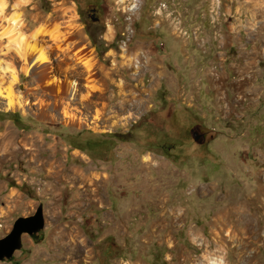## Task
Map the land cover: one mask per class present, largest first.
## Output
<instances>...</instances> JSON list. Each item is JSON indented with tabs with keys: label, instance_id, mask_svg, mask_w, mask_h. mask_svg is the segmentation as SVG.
<instances>
[{
	"label": "rangeland",
	"instance_id": "374dc122",
	"mask_svg": "<svg viewBox=\"0 0 264 264\" xmlns=\"http://www.w3.org/2000/svg\"><path fill=\"white\" fill-rule=\"evenodd\" d=\"M0 61V264H264V0H5Z\"/></svg>",
	"mask_w": 264,
	"mask_h": 264
},
{
	"label": "bare ground",
	"instance_id": "6f19581e",
	"mask_svg": "<svg viewBox=\"0 0 264 264\" xmlns=\"http://www.w3.org/2000/svg\"><path fill=\"white\" fill-rule=\"evenodd\" d=\"M5 5V0H0V6L4 7ZM12 23H14L13 27H17V28H22V22H21V18L19 15H14L12 17ZM13 30L15 31L14 28L9 30V34L12 35ZM40 33H42V30L40 28V30H37L34 34H33V40L38 38V35H40ZM21 35L18 36L15 35L11 40V42H18V44H16V46H14V50L17 52V54L19 55V57H21V59L25 60L26 62L30 61V58H32V56H34L35 53H39V59L42 60V63L48 62V56L46 53V49L44 47L39 46V44H32L30 42L24 41V38L20 37ZM26 37V36H25ZM26 40V38H25ZM13 45V44H11ZM15 45V44H14ZM9 50L11 48H8ZM6 53V52H5ZM8 54V53H7ZM34 58V57H33ZM4 63L2 61H0V65H3ZM5 66H7L5 68ZM3 68H5L4 70H6L9 74L8 77L9 79V84H7V86H3V83L0 82V95H3L5 97L8 98V104L10 107H14L17 105V101L15 97H17V95H15V91H14V87L16 86V84L19 82V76H18V72L15 69H11V66L9 63H7V65H4ZM73 89H75L74 84H73Z\"/></svg>",
	"mask_w": 264,
	"mask_h": 264
},
{
	"label": "water",
	"instance_id": "95a60500",
	"mask_svg": "<svg viewBox=\"0 0 264 264\" xmlns=\"http://www.w3.org/2000/svg\"><path fill=\"white\" fill-rule=\"evenodd\" d=\"M45 227L43 205L32 215L17 218L10 232L0 238V260H13L15 252L23 247V234L27 233L37 240Z\"/></svg>",
	"mask_w": 264,
	"mask_h": 264
},
{
	"label": "flooded vegetation",
	"instance_id": "af4514ba",
	"mask_svg": "<svg viewBox=\"0 0 264 264\" xmlns=\"http://www.w3.org/2000/svg\"><path fill=\"white\" fill-rule=\"evenodd\" d=\"M92 18H94V19L96 18L95 13L93 14V17H92ZM195 134H196L197 138H198L200 141H203V138H204L203 135H200V134L198 133V131L195 132Z\"/></svg>",
	"mask_w": 264,
	"mask_h": 264
}]
</instances>
